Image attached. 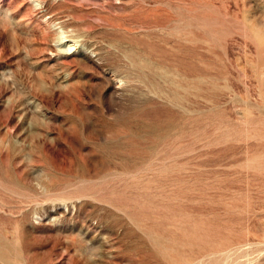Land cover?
Wrapping results in <instances>:
<instances>
[{"label":"rangeland","instance_id":"obj_1","mask_svg":"<svg viewBox=\"0 0 264 264\" xmlns=\"http://www.w3.org/2000/svg\"><path fill=\"white\" fill-rule=\"evenodd\" d=\"M0 264H264V0H0Z\"/></svg>","mask_w":264,"mask_h":264},{"label":"bare ground","instance_id":"obj_2","mask_svg":"<svg viewBox=\"0 0 264 264\" xmlns=\"http://www.w3.org/2000/svg\"><path fill=\"white\" fill-rule=\"evenodd\" d=\"M72 44V43H71ZM71 46V45H70Z\"/></svg>","mask_w":264,"mask_h":264}]
</instances>
